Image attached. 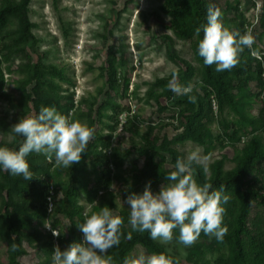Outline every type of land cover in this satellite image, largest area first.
<instances>
[{
	"label": "rangeland",
	"instance_id": "rangeland-1",
	"mask_svg": "<svg viewBox=\"0 0 264 264\" xmlns=\"http://www.w3.org/2000/svg\"><path fill=\"white\" fill-rule=\"evenodd\" d=\"M163 2L164 0H31L29 18L33 24V39L29 40L15 57L14 72L6 76L4 92L19 98L22 92L18 81L27 77V71L33 77L35 67L41 64L64 68L65 75L71 81L69 84H62L63 93H73L74 98L81 101L79 105L83 112L89 111L94 105L96 110L108 99L105 96L108 91L107 76L103 68L107 67L108 48L112 49L118 59L122 82L118 90L111 93V98L121 107L131 109L132 112H129L128 116L137 126L133 133L111 132L109 125H112V122L106 118L95 128L103 135H110L113 150L118 149L121 153L112 159L115 173L110 190L112 197H106L116 206L111 211L118 216L121 211L130 214L129 206L126 204L127 197L132 193L142 194L150 182L148 177H142L139 186L134 185L133 189L130 188L134 182L133 170L137 168L140 171L145 163V157L140 155L137 149L146 143V137L150 133L149 141L156 146L155 163L161 167L163 163L165 173L155 187L151 188L153 194L158 193L162 185L170 183L166 177L175 170V161L164 151L165 146L177 150L180 159L187 160L192 152H198L201 157H209L204 163H193L203 169L207 178H210L215 164H221L224 171L234 169L242 151L254 139L260 138L264 149V119L261 115L264 109V86L262 90L255 82L240 84L234 74L244 66L241 61L246 58L245 49L240 54L239 63L229 73V89L239 109L250 122L240 121L227 104L223 109H218L214 97L211 98L210 107L203 96V89L208 87L207 78L193 50L196 36L181 39L174 34L170 17L162 12ZM209 2L221 10L223 24L237 32L238 20L233 8L239 5L247 22L244 33L251 31L255 38L253 48L260 54L264 66V0H209ZM8 26L9 31L18 29L15 17L9 18ZM176 58L181 60H174ZM183 63L193 67V74L187 72V66ZM20 65H23V72L18 70ZM174 74L178 77L177 82L180 85H192L191 93L177 95L168 88L169 82L167 85L159 83L170 77L172 80ZM124 80L128 84L127 91ZM33 86L34 83L28 86L27 93L31 92ZM257 95L262 101L257 100ZM189 96H195L196 103H190ZM107 112L111 114L110 110ZM128 116L125 115V119H128ZM188 117L195 119L199 129L206 133L209 141L206 145L195 141H180V137L186 134ZM3 118L11 127L20 120L19 115L5 101L0 102V121ZM94 118H98L96 114ZM73 120L87 125V119L78 117V114ZM235 123H239L241 132L236 138L230 139L226 134L232 135L231 126ZM14 140L12 133L0 131L1 142L13 143ZM127 152L130 154L126 157ZM80 167L81 173L91 185H94L100 177L98 171L93 169L88 159L84 160ZM263 168L264 165H261V169ZM192 174L193 177L196 175L193 169ZM137 175L141 176L139 172ZM62 189L60 186L58 196L60 200ZM4 201V195L0 196V215L4 214ZM77 202L85 207V213H91L93 205L87 201L84 194L79 196ZM229 204V211H234L238 200L231 198ZM255 217L258 242L253 244L244 239V253L240 257L235 254L229 242L222 243L219 253L206 257L212 261L211 264L219 258L228 264H264L263 211L255 209ZM53 220L62 222L59 225L64 242L59 243L62 251L71 243L72 235L83 234L78 224L72 225L65 216L58 215L57 211ZM32 228L42 231L43 235L32 244L27 238L22 240L25 255L21 261L24 264H42L47 254L37 246L47 239L48 235L38 225H33ZM33 229L29 234L31 236L34 235ZM131 231L130 224L123 222L121 232ZM6 234L4 223L1 221L0 264H13ZM178 237L177 232L173 230L171 242H162L158 239L155 241L181 264H190L186 259L193 245L184 246L178 241ZM213 239L216 237L207 235L206 240ZM199 241L200 238L196 242ZM141 252L146 255L152 254L142 242H138L127 256H135ZM107 254L113 258L115 264L117 260L112 254V248Z\"/></svg>",
	"mask_w": 264,
	"mask_h": 264
},
{
	"label": "trees",
	"instance_id": "trees-1",
	"mask_svg": "<svg viewBox=\"0 0 264 264\" xmlns=\"http://www.w3.org/2000/svg\"><path fill=\"white\" fill-rule=\"evenodd\" d=\"M0 7V102H7L19 118L26 116L38 115L42 106L55 107L58 112L65 116H70L74 119L75 115L87 119V126L94 129L93 139L87 145V150L82 154L79 163L73 164L71 168L57 166L55 159L51 162L45 159L41 154L35 152L26 157L30 171L33 172V180H25L22 176H13L10 172L5 171L0 167V196L4 195V214L0 215V222L4 223L6 229V237L9 242V248L12 253L13 264H24L21 261L25 251L22 247V240L27 238L30 244L43 235V232L38 229H33V225L43 228V231L48 235L40 245L39 250L45 251L46 259L42 264H53L52 255L56 242L63 243L59 225L62 222L54 221V215L57 211L58 215L65 216L69 222L76 226L84 222L85 207L77 202L79 196L84 194L87 201L93 205L91 215L97 212L101 207H109L110 210L115 209L114 203L107 200V196H111V187L115 173L112 159L118 157L121 153L118 149L112 147V139L110 135H103L101 131H96L98 123H103V120L108 118L112 125H109L111 132L127 131L133 133L137 130V126L133 123L132 118L128 116L131 113L130 108L121 107L111 98V93L116 92L121 85L122 78L119 73L118 59L112 49L109 47L107 52V67L103 68L107 76L108 91L105 93L106 99L95 110V105L89 111L83 112L79 103L74 98L73 93H63L62 84H69L70 79L65 75V69L54 65H43L35 67V75L32 77L27 71V77L18 81L19 89L22 92L19 98L8 95L4 92L6 79L8 74H12L14 59L22 51L27 42L33 39L32 29L33 24L29 18V6L31 0H1ZM209 0H164L161 7L162 12L168 15L171 19V27L174 34L181 39H190L196 36L194 43V54L196 59L202 64L207 78L208 87L203 89V96L209 102L211 107V98L214 97L217 101L218 109H223L227 104L230 109L237 115L240 121L250 122V120L239 109L238 103L234 95L229 89V73L232 70L222 72L216 71V65L207 66L203 62V58L198 55V41L203 37V31L199 36L196 35V28L207 23V9ZM235 17L238 20V32L244 34L246 19L240 11L239 5L233 8ZM15 17L18 23L16 31H9V18ZM242 34V35H243ZM246 58H244L243 68L234 73L238 78L239 83L255 82L259 89L263 90V63L261 60L252 57L250 49L244 48ZM21 50V51H20ZM173 57V56H171ZM181 60V59H174ZM187 72L193 74V67L187 63ZM23 65L18 66V70L22 71ZM23 72V71H22ZM171 77L159 81L167 85ZM125 91L128 90L127 81L124 80ZM34 83L30 93H27L28 86ZM257 100L262 101L257 95ZM111 111V114L107 112ZM126 113V114H124ZM201 113V112H200ZM97 115V119L94 115ZM127 115L128 119L124 123L121 122V116ZM264 119V109L261 113ZM186 134L180 137V141H195L201 145H206L208 137L206 133L199 129L198 122L195 119L188 117ZM239 123L232 124V135L226 134L230 139H234L241 132ZM0 131L10 132L14 136L13 143H5L0 141V147H8L13 150L19 149L23 142V137L16 135L12 131V127L6 122V119L0 121ZM149 136L146 137V143L138 148L140 155L145 157L143 169L138 171L133 170L134 182L130 186L133 189L134 185L139 186L142 177L150 179L151 188L161 180L162 175H165L161 165L155 163L157 157L156 146L149 141ZM260 138L254 139L249 145L244 148L241 153L240 160L237 166L230 170L224 171L221 164H215L212 167L210 178H207L203 169L192 164L191 167L195 171L194 178L203 185L209 183L212 185V190H218L220 185L225 186V194L231 198L238 200V205L234 211L230 209V200L223 204L225 213L223 216L224 226L228 228L227 234L223 238V242L213 239L206 240L207 235L203 232L200 235V241L193 244L190 250L187 261L190 264H211V260L206 257L210 254L219 253L222 243L229 242L232 245L235 254L240 257L244 253V239H248L253 244L258 242L257 227L255 223V209H260L264 213V149L261 146ZM164 151L168 153L175 161L180 158V154L174 148L165 146ZM130 152H127V157ZM90 161L93 169L100 174L98 181L91 185L87 178L81 173V165L84 160ZM140 173V177L137 175ZM118 177V175H117ZM62 186V199L59 196V187ZM139 192H137L138 194ZM49 198L50 201L48 200ZM53 203L50 211L49 205ZM59 202V205H58ZM58 205V207H57ZM17 212V213H16ZM120 217L126 224L129 223L130 214L123 211L120 212ZM47 225L51 227L49 231ZM42 226V227H41ZM36 228V227H35ZM34 235L31 236L30 231ZM53 230H58L59 236L53 235ZM179 236V229H174ZM82 233V232H81ZM131 233V238L128 234ZM121 235V243L112 248V254L116 258L115 264H123V260L127 257V253L133 246L142 242L150 253H165L171 257L175 264H181L180 261L170 256L164 247L158 244L155 240L150 239L148 232L140 233L131 231ZM31 236V237H29ZM72 242H81L80 236L72 235ZM213 264H228L224 259L213 261Z\"/></svg>",
	"mask_w": 264,
	"mask_h": 264
},
{
	"label": "clouds",
	"instance_id": "clouds-1",
	"mask_svg": "<svg viewBox=\"0 0 264 264\" xmlns=\"http://www.w3.org/2000/svg\"><path fill=\"white\" fill-rule=\"evenodd\" d=\"M203 37L198 41V55L207 66L216 65V71L231 70L239 63L244 48L252 49L255 38L251 31L241 35L232 31L222 22L221 10L213 4L207 9V23L197 27L195 32ZM251 55L260 58L253 50ZM174 74L168 88L177 95H188L192 85L182 86ZM190 103H196L195 96H189ZM12 131L22 136L23 142L18 151L8 147H0V167L13 176H22L25 180H33L26 157L35 152L51 162L53 158L57 166L71 168L79 163L87 145L93 139L94 129L70 116H65L55 107L42 106L38 115L26 116L12 127ZM209 159L192 152L187 160L178 158L175 170L162 185L160 191L153 194L151 183L146 185L142 194L132 193L126 199L129 206V223L133 231L150 234V239L171 242L173 230L179 229L178 241L184 246L193 245L201 233L215 236L223 242L228 232L223 225L225 208L222 206L230 200L225 194V186L212 190V185H200L192 174L193 163H204ZM53 206H50V211ZM123 219L114 215L109 207H101L91 215L85 214L84 222L77 225L83 233L81 242H72L63 251L59 245L54 246L53 264H113L108 250L120 244L123 235L121 227ZM54 236H59L53 231ZM131 238V233L128 234ZM123 264H175L165 253L146 255L141 252L135 256H127Z\"/></svg>",
	"mask_w": 264,
	"mask_h": 264
},
{
	"label": "built area",
	"instance_id": "built-area-1",
	"mask_svg": "<svg viewBox=\"0 0 264 264\" xmlns=\"http://www.w3.org/2000/svg\"><path fill=\"white\" fill-rule=\"evenodd\" d=\"M253 50H254V48H253V46H252V49H250V52H252ZM255 58H256V57H255ZM257 59H260V60H261L262 58L260 57V58H257ZM263 68H264V66H263ZM263 80H264V71H263ZM263 100H264V99H263ZM123 120H124V121H123ZM125 120H126V119H125V115H124V116H121V122L124 123ZM50 199H51V198H49L48 200L50 201ZM50 206H53V203H52V202L50 203L49 208H50ZM47 229L50 231V230H51V227H50L49 225H47ZM53 231L58 232V230H53ZM53 231H52V232H53ZM58 233H59V232H58ZM55 237H56V236H55ZM82 240H83V234H82ZM56 245H59V243L56 242ZM56 245H55V246H56Z\"/></svg>",
	"mask_w": 264,
	"mask_h": 264
}]
</instances>
